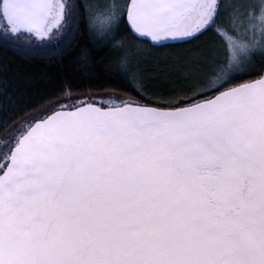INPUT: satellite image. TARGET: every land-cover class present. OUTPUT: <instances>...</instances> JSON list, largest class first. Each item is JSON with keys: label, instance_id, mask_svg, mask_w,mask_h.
Returning <instances> with one entry per match:
<instances>
[{"label": "snow or ice", "instance_id": "snow-or-ice-1", "mask_svg": "<svg viewBox=\"0 0 264 264\" xmlns=\"http://www.w3.org/2000/svg\"><path fill=\"white\" fill-rule=\"evenodd\" d=\"M0 50V264H264V0H0Z\"/></svg>", "mask_w": 264, "mask_h": 264}, {"label": "trees", "instance_id": "trees-1", "mask_svg": "<svg viewBox=\"0 0 264 264\" xmlns=\"http://www.w3.org/2000/svg\"><path fill=\"white\" fill-rule=\"evenodd\" d=\"M83 39L84 37L82 35L78 36L77 40L70 48L52 59H25L23 61L27 73L31 75L38 85L37 87L32 88L28 94L27 99L30 105L41 103L42 95L46 91H51L53 87L58 86L65 78L71 81L74 85H87V69L82 73L79 68L72 63L78 49L81 47ZM198 39L203 40L205 37H200ZM183 46L184 45H168L166 47ZM12 55V53H9L10 57ZM15 59L20 60L21 58L16 56ZM81 90H86V87L81 88Z\"/></svg>", "mask_w": 264, "mask_h": 264}]
</instances>
